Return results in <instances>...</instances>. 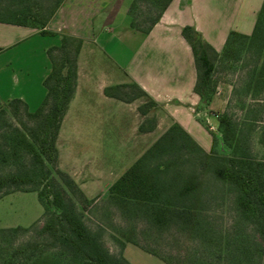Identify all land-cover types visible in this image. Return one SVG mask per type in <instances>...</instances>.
Masks as SVG:
<instances>
[{"label":"rangeland","instance_id":"rangeland-1","mask_svg":"<svg viewBox=\"0 0 264 264\" xmlns=\"http://www.w3.org/2000/svg\"><path fill=\"white\" fill-rule=\"evenodd\" d=\"M50 6V0H0V14H14L20 10L47 13ZM148 7V3L143 2L134 8L137 21L143 27L148 25L153 16ZM152 7L156 8L155 5ZM245 46L243 45L241 51L234 52L230 58L215 61L211 88H214L213 96L217 91H220V95L216 98L217 104L208 112L212 122L207 124L212 131L217 132L212 147L203 151L183 140L170 144L168 141L160 152L149 155L144 162L145 169L158 181L161 190L159 202L171 208L187 203L201 209L200 220L208 224V233L212 237L210 242L196 243L192 237L180 233L172 224L156 230L148 226L143 209L138 205L129 202L121 204L110 197L109 187L123 170H119L116 164H126L131 152L127 149L131 144H124V139L118 136L110 139L98 138L96 134L101 131L98 128H72V136L66 146L79 155H72L75 156L73 160L63 158L61 161L58 150L57 166L81 190L83 195L73 197L81 219L92 234L99 236L110 254L126 258L129 264H168L145 251L144 245L166 257H178L180 260L189 257L195 261L202 259L204 255L210 256L213 248L217 247L215 243L221 242L226 246L227 238L230 250L235 248V244H240L241 249L247 246L250 252H258V247L253 244L256 240L246 222L242 225L236 223L239 215L236 211L235 187L214 173L215 166L229 165L233 155H237L246 162H251V166L264 177V87L256 83L254 77L263 56L256 47L245 49ZM5 109L6 113L0 116L1 175L31 169L29 154L18 147L12 150L11 138L15 129L22 130L21 122L30 125L32 121L27 118L21 106L18 107L17 115L11 112V108L5 106ZM221 112H226L234 125L235 149L233 146L231 148L224 145L220 140L215 115ZM103 148L108 149L111 154L107 155L111 163L113 162L109 170L105 165L99 164L97 159L98 151ZM98 164L105 171L97 169L95 165ZM129 165H126L127 168ZM190 180L197 184L196 194L183 200L178 191ZM45 182L46 180H40L41 189ZM42 214L43 207L35 191H16L0 198V227L22 226L29 229L0 232V264H6L1 257H8L15 249L25 245H28V250L25 254L18 253L13 258L15 261L76 264L78 257L74 252L65 249L62 237L51 230H44L46 218ZM177 253H181L180 257Z\"/></svg>","mask_w":264,"mask_h":264},{"label":"crops","instance_id":"crops-1","mask_svg":"<svg viewBox=\"0 0 264 264\" xmlns=\"http://www.w3.org/2000/svg\"><path fill=\"white\" fill-rule=\"evenodd\" d=\"M132 2L63 0L44 27L56 33L52 35L34 26L0 21V107L20 98L29 110L38 108L51 66L48 48L60 43L62 33L82 39L75 92L57 138L61 161L79 155L66 146L72 128H98V138L118 136L124 144L130 143L126 164H116L121 173L173 124L202 149L212 147L204 123L212 122L208 112L217 104L220 91L207 105L195 92V60L182 29L193 27L220 52L230 31L252 32L263 0H171L147 32L134 26L129 12ZM128 82L137 83L154 101L147 114L138 110L145 98L125 102L104 93L106 86ZM148 116L155 126L141 131L139 126ZM107 155L109 150L103 148L97 159L109 170L113 162ZM99 164L95 167L105 171Z\"/></svg>","mask_w":264,"mask_h":264},{"label":"trees","instance_id":"trees-1","mask_svg":"<svg viewBox=\"0 0 264 264\" xmlns=\"http://www.w3.org/2000/svg\"><path fill=\"white\" fill-rule=\"evenodd\" d=\"M171 0H133L129 12L133 17V24L138 29L147 32L159 19L164 9ZM51 6L47 13L38 11H16L14 14H0V21L11 22L20 25H30L40 29L42 34H56L44 29L49 19L56 12L63 0H50ZM148 3V11L153 12L148 25L143 27L137 21L134 8L140 3ZM155 5L156 8L152 6ZM1 10V7H0ZM182 35L189 43L197 70L195 92L201 96L203 104H209L214 88L212 76L215 71V61L226 60L236 52L254 46L262 54L263 61L254 75L255 82L264 87V0L257 14V18L250 34L230 31L225 44L220 52H217L209 43L203 40L201 35L191 26L182 29ZM82 39L67 33L61 34L60 43L48 48L50 70L43 80L46 94L41 104L35 110L28 109L26 103L20 98L9 100L5 106L11 108V112L18 114L21 106L32 122L30 125L22 123V130L15 129L12 136V150L16 147L29 154L31 169L20 172L0 174V198L16 191H35L39 203L43 207L42 217L46 218L44 230H51L62 237L65 249L74 252L78 257L76 264H129L124 257H118L109 253L103 246L98 235L92 234L83 223L77 205L73 197L83 195L75 181L57 166L58 149L56 139L59 133L63 116L73 98L77 84V57L81 48ZM104 93L107 96L130 102L137 98H145L138 106L141 114H147L153 107L154 101L148 98L147 93L135 82L121 83L106 86ZM131 93V95H126ZM5 106L0 107V116L6 113ZM218 130L221 142L231 147L235 138L234 125L226 112L216 114ZM206 128L212 135L213 142L217 132L212 131L207 123ZM155 120L153 117L146 118L140 124L141 131L153 129ZM183 140L202 149L189 135L177 124H173L129 167L110 185L109 196L121 204L132 203L143 209V216L152 228L161 230L172 224L176 229L192 237L196 243L210 242L206 222L200 220L201 209L187 203H181L177 207H169L158 201L160 188L155 176L145 169L144 162L149 155L160 152L166 142L169 144ZM185 144V143H182ZM236 147L233 146V149ZM234 152V150H233ZM233 155L229 165H217L214 173L219 178L229 181L237 191L236 211L239 217L237 224L246 222L252 236L255 238V246L258 252H250L248 247L241 249L240 244L230 250V242L227 238L226 246L221 242L215 243L210 256L204 255L202 259L193 261L186 257L183 260L164 256L143 245V249L164 260L168 264H264V177L262 173L246 162L243 157ZM55 175H53V173ZM40 180H46L44 188H40ZM34 184L30 187L25 185ZM196 183L188 181L178 191V195L186 200L196 194ZM51 189H48V188ZM33 226L35 223L32 224ZM30 225V226H32ZM29 230L27 227H0V232ZM210 231V230H209ZM158 232V231H157ZM236 243V242H235ZM28 245L15 249L8 257H1L6 264H42L38 261L20 263L13 258L18 254H25ZM178 256L181 253H177ZM180 257V256H179ZM225 261V263H222Z\"/></svg>","mask_w":264,"mask_h":264},{"label":"built area","instance_id":"built-area-1","mask_svg":"<svg viewBox=\"0 0 264 264\" xmlns=\"http://www.w3.org/2000/svg\"><path fill=\"white\" fill-rule=\"evenodd\" d=\"M216 116V115H215Z\"/></svg>","mask_w":264,"mask_h":264}]
</instances>
